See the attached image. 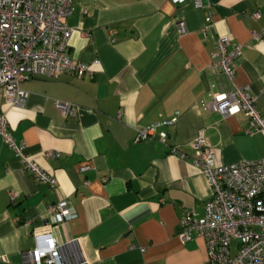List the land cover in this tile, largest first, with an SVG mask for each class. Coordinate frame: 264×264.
<instances>
[{
    "label": "crops",
    "instance_id": "1",
    "mask_svg": "<svg viewBox=\"0 0 264 264\" xmlns=\"http://www.w3.org/2000/svg\"><path fill=\"white\" fill-rule=\"evenodd\" d=\"M208 3L73 0L64 18L68 52L92 72L31 77L22 106L6 104L0 86V114L15 142L55 179L51 186L27 171L0 134V264H30L26 255L44 233L57 244L77 240L73 258L86 264H210L202 237H180L181 219L203 216L212 194L192 145L203 134L219 164L264 157V135L245 132L244 114L206 107L248 86L264 116V0ZM224 35L243 46L233 79L211 68ZM175 116L158 132L169 134L167 143L136 141L139 128ZM61 200L74 216L50 214Z\"/></svg>",
    "mask_w": 264,
    "mask_h": 264
},
{
    "label": "built area",
    "instance_id": "2",
    "mask_svg": "<svg viewBox=\"0 0 264 264\" xmlns=\"http://www.w3.org/2000/svg\"><path fill=\"white\" fill-rule=\"evenodd\" d=\"M73 0H0V86L6 104L22 106L28 92L22 83L31 77L57 79L64 73L81 76L92 72V64L75 62L68 52L72 28L64 21ZM173 4H186L188 0H169ZM210 5V0H208ZM196 7H203V0H193ZM254 18L260 12L253 13ZM210 21L211 18H206ZM181 33L185 24L178 22ZM259 33L253 32L257 39ZM243 46L227 35L216 41L212 54L213 71L222 72L229 79L235 76V61L242 55ZM264 96V93H263ZM257 96L248 86H236L233 91L220 93L206 104L223 117L239 113L247 117L245 132L264 135V116L256 104ZM63 112L76 107L66 102H56ZM177 116L138 129L136 141L158 138L167 143L169 134L160 128L175 123ZM0 134L22 158L24 168L37 179L54 186L53 175L38 165L24 152L25 145L17 144L9 129L5 114H0ZM194 163L202 169L212 189L204 206V215L191 213L181 219L180 237L183 241L202 237L205 240L210 264H264V157L219 164L208 139L200 134L193 142ZM172 153L184 154L176 148ZM44 156L52 152H44ZM59 217L75 215L74 207L61 200L49 210ZM36 246L26 256L30 264H86L80 257L74 259L72 251L78 250V241L57 244L51 233L35 236Z\"/></svg>",
    "mask_w": 264,
    "mask_h": 264
}]
</instances>
